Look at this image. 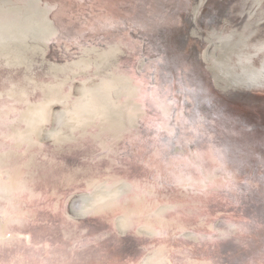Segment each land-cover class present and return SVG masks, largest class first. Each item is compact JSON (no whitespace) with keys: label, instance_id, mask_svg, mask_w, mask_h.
<instances>
[{"label":"snow or ice","instance_id":"obj_1","mask_svg":"<svg viewBox=\"0 0 264 264\" xmlns=\"http://www.w3.org/2000/svg\"><path fill=\"white\" fill-rule=\"evenodd\" d=\"M111 2L120 5L119 12L106 8L97 11L95 7L81 11L78 5L82 7L84 0H29L41 21L33 37L40 41L35 51L48 65L45 75L57 79L53 85L39 83L31 75V61H24L26 74L4 75V69L18 68L20 63L11 59L16 42L7 27L12 18V0H0V264H82V257L89 251L107 257L106 246L110 251L127 246L134 253L145 238L156 243L146 250L143 264H235L232 253L224 259L218 244L233 239L242 242L249 233L243 223L233 222L242 221L238 214H211L208 201L223 198V202L231 204L224 189L238 196L235 185L243 178L236 171H227L229 165L215 145L224 142V134L243 142L231 144L229 155L249 168L254 163L264 175V127L233 111L223 99L228 93L213 88V95L202 87L203 71L198 72L195 63H189L185 48L189 41L205 45L198 51V60L214 74L210 83L223 76L233 81L229 92L264 96V79L255 72L247 55L253 50L250 39L257 34L264 38V0H215L219 8L210 6L211 0ZM221 12L225 22L232 17L242 19V30L228 28L230 35L240 39L229 51L218 47V58L209 59L211 43L219 44L218 37L222 35ZM240 45L245 49L237 58ZM50 51L59 53L62 61L47 60ZM258 51L264 55V46ZM75 54H79L78 58ZM121 54L131 57L130 68L119 63ZM234 62L249 67L247 82L233 78V73L239 72ZM69 68L86 72L88 78L74 77L67 73ZM111 77L123 83L119 93L123 99L107 95L101 105L92 109L91 119L81 118L80 101L93 91L108 89ZM89 79L98 82L96 89L88 87ZM77 83L79 89L70 87ZM50 89L57 94L29 103L30 94ZM74 91L81 95L74 98ZM52 105L62 111L49 114L47 110ZM37 109L42 115L41 124L51 120L59 125L49 133L58 146L74 144L95 157L88 161L94 168L88 170L89 180L65 177L56 187L49 186L37 195V173L13 166L14 155H27L43 147L36 139L38 125L34 119L26 118H34ZM197 109L208 110L210 115L207 121H195L193 131L210 133L212 139L194 143L191 138H183L181 147V141L173 138L182 122L186 123L183 118ZM114 111L118 119L113 123ZM94 123L93 131L81 130L75 135L78 128ZM72 124L76 125L72 127L73 135L64 136L63 130ZM216 128L221 132L217 133ZM173 144L175 151L187 154L183 159L169 155ZM142 152L147 153V163L133 159ZM117 160L121 162L119 166ZM105 162H110L107 169L101 166ZM180 165L194 169L195 179L186 175ZM210 165L216 167L209 170ZM117 167L119 175L113 170ZM248 183L264 190L260 181L249 178ZM82 191L86 195H81ZM124 194L128 198L121 200ZM24 199L48 201V211L59 220L55 232L47 220L22 210ZM193 208L200 213L199 218H193ZM99 221L107 225L106 231L95 226ZM217 221L223 223L218 225ZM257 227L261 248L247 264H264V219ZM197 244L214 249L215 260L198 255ZM119 264H135V257Z\"/></svg>","mask_w":264,"mask_h":264},{"label":"bare ground","instance_id":"obj_2","mask_svg":"<svg viewBox=\"0 0 264 264\" xmlns=\"http://www.w3.org/2000/svg\"><path fill=\"white\" fill-rule=\"evenodd\" d=\"M90 10L95 7L97 11L101 8H106L111 11L119 12L120 5L116 4L115 6L111 2V0H88ZM210 6H214L219 8L220 5L215 3V0H211ZM208 11L207 8L204 10ZM11 21L8 23L7 27L10 30V34L15 37V44L12 49L11 59L13 62H19L20 67H13L11 69H4V75L7 76L10 72H15L17 75H24V61H31L32 63V73L39 83L43 84H56L58 81L54 78H48L45 74L48 71V65L42 63V58L39 53L35 51L37 47L40 46V41L33 39L34 35L38 32L40 28L41 21L39 19L38 13H36L32 6L29 3V0H12V13H11ZM220 20V31L222 35L218 37L219 44L211 43L209 51L207 52V58L213 59L218 58L219 54L216 52L218 47H223L226 51H229L233 48L234 45L238 42L240 37L238 35H230L228 32V28L235 27L238 30H242V19L238 17H232L227 22H225V17L221 12L219 16ZM215 28V25H213ZM182 36L183 33H180ZM135 39V37H132ZM91 43V41H89ZM200 43L199 49L205 45ZM249 43L253 45V50L247 55L253 61V68L255 72L264 79V55L260 54L258 49L261 46H264V38H262L259 34L256 37L250 39ZM197 47L191 48V50H197ZM186 49V48H185ZM245 45H240L237 49L235 55L238 58L241 54L244 53ZM195 54V55H196ZM79 54H75L76 58H78ZM92 57L95 58V53L92 54ZM73 57H68L71 59ZM192 58V56H191ZM198 58V55H197ZM49 61L61 62V57H54L53 59L49 56L46 57ZM199 61V60H198ZM119 63L121 65H126L127 67L132 66V59L130 56L121 54L119 57ZM189 63L190 60H189ZM200 64V63H199ZM201 65V64H200ZM202 69L209 81L213 78L214 74L207 71L206 65H201ZM234 67L239 68L238 73H233V78H239L247 82V74L249 71V67L247 65H240L234 62ZM94 72V70H93ZM67 73H72L76 78H88V74L80 69L69 68L67 69ZM66 73H61L63 76ZM31 78V77H30ZM217 82L209 83V85L215 88L220 93H228L223 96V98H238L245 99L248 93L244 92H229L232 88L233 81L230 79H226L223 76L216 78ZM110 84L109 88L104 91H93L91 95L85 97L82 101H80V117L83 119H91L89 115L92 109L98 107L104 102V97L107 95H111L114 100L123 99L122 95H119L120 90L124 87L123 83L117 77L109 78ZM98 86V82L94 79H89V88L96 89ZM70 87L74 90L80 88V85L72 84ZM56 90L50 89L47 92L45 91H37L35 94H30L28 97L29 103L35 104L38 101L50 98L55 96ZM81 95L78 91L73 92L74 98ZM264 98V96L262 97ZM262 100V99H261ZM19 110V109H18ZM37 115L33 117H26L27 119H34L36 124L38 125V129L40 130L36 139L40 144L43 145L42 148H35L27 155H14L12 157L13 166H21L22 168H30L33 172L37 173L38 183L34 189V192L37 195H41L45 188L56 187L59 183V180L67 177L68 179L79 181V180H89L88 170H94L93 166L89 164V159H95L94 156H91L90 153L85 152L82 149H78L74 144H63L57 145L49 136L50 132H54L58 129L59 125L51 120L47 124H41L40 120L42 119V115L40 111L35 110ZM49 114H54L62 111V108L56 105H52L47 110ZM205 112H201L199 109L195 110L192 114H189L183 118L186 123L181 124V126L177 129V134L173 138L174 141H181V147H183L182 140L183 138H191L194 143H198L201 140L208 139L211 140L210 133L205 134L201 132L199 129L193 131L195 128V121L200 120L199 118L203 116L206 118ZM77 118H74V120ZM118 119V116L115 114V111L112 113V121L115 122ZM207 119V118H206ZM76 126L75 124L69 125L67 128L63 130L64 136H71L72 127ZM96 129V124H91L89 126L84 127L83 129L77 130L75 135H79L81 130L85 131H93ZM215 131L217 133L221 132L220 128H216ZM167 142V141H165ZM126 143V141H125ZM243 143L241 141H235L229 139L227 134H224V142L217 143L215 145L219 154L223 157L224 162L229 165L227 171L229 173L236 171L238 177L243 178V182L236 184L235 187L238 189L239 195H232L228 192V189H224V192L229 195V199L231 200V204L223 202V198L220 200L212 199L208 201V207L210 209L211 214H215V212H232L233 214H238L242 221H233L235 223H243V227L248 231V235L243 238L242 242H237V240H222L218 244V251L223 255L224 259H229L228 253H232V259H234L235 264H247L249 261H253L261 248V240L258 239L259 231L258 224L261 219H264V190L257 189L252 187L248 180L251 178L253 181H260L264 183V175H260L255 165L251 168L244 170L240 165L246 167L242 161L238 158H234L229 155L231 148V144H240ZM27 147V145H25ZM145 147H147L145 145ZM173 151L170 152V156L175 158L183 159L186 153L175 151V144L172 145ZM199 149H193V151H197ZM23 151V149L21 150ZM44 157L48 159L45 160ZM133 159L137 161H144L147 163V153H140L133 157ZM188 159H191V156L188 155ZM195 163V162H194ZM117 166L121 164L119 160L116 161ZM254 164V163H253ZM103 168L107 169L110 167V162H105L101 165ZM201 166H203V162H201ZM180 167L185 168L186 175L195 179V170L189 166L180 165ZM215 165H210L209 170L215 168ZM76 169H81L82 171L77 172ZM117 175L120 174L118 167L113 169ZM93 179L95 177H92ZM237 177H233L235 180ZM103 195V193H99ZM81 195H86V193H81ZM128 194H124L120 197L121 200L127 199ZM79 203V199H77V204ZM22 210L23 211H32L33 214L41 220H47L48 225L52 227V231L55 232V226L59 223V220L56 216H54L50 211H48V201L46 200H27L24 199L22 201ZM192 212L195 214V218H199L200 213L197 209L193 208ZM118 219V218H117ZM223 221H217V224H221ZM99 231H106L107 225L103 223V221H99L95 225ZM45 231H48V228H45ZM203 230H201L202 232ZM156 242L150 238H145L144 242L139 243L136 246L135 252L129 250L127 246L119 249V250H109V247L106 246L105 252L108 253V256H103L97 254L94 251H89L84 254L82 257V264H119V261H127L133 256L135 257V264H143L146 256L148 255L147 249L154 246ZM174 247H179L177 244H173ZM186 247H191L190 244L185 245ZM198 249V255L201 257H205L210 260H215V250L209 249L207 246L202 247L200 244L196 245ZM175 259V256H174Z\"/></svg>","mask_w":264,"mask_h":264},{"label":"water","instance_id":"obj_3","mask_svg":"<svg viewBox=\"0 0 264 264\" xmlns=\"http://www.w3.org/2000/svg\"><path fill=\"white\" fill-rule=\"evenodd\" d=\"M88 0H84V5L82 7H80L78 5V7L80 8L81 11H89V5L88 2H86ZM180 35V34H179ZM199 41H196L195 43L189 41L188 45L186 46L185 52L186 54L189 56L190 58V62L191 63H195L196 69L198 72L203 71V79L201 80V83L203 84L202 87H204L206 90L212 92L213 95H216L215 91H212V87L209 85L208 81L209 78L206 77L204 70L202 69L201 65L199 64L197 55L198 52L196 54H194V51L191 50V48L193 49V47H197V50L199 49L200 43H198ZM48 56L50 58H56V57H61L59 55V53L54 52V51H50L48 53ZM192 56V58H191ZM263 96L258 95V94H247V96L245 97V99H238V98H223L225 103L227 105H229L231 107V109L233 111H235L236 113H239L242 117H246L247 119L253 121L256 125L264 127V98H262ZM262 99V100H261ZM210 113L208 112V110H206L205 115L206 118L208 119ZM204 118L203 116H201L199 119H204L205 121H207V119ZM212 139V136H211ZM255 165V164H253ZM252 165V166H253ZM244 170L248 169L249 167H243V165H240ZM246 168V169H245ZM262 175V174H260Z\"/></svg>","mask_w":264,"mask_h":264}]
</instances>
